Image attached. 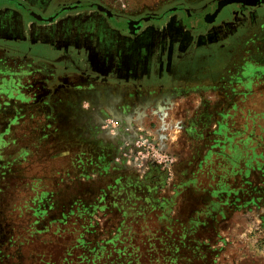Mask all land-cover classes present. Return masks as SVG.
I'll return each instance as SVG.
<instances>
[{
  "label": "crops",
  "instance_id": "1",
  "mask_svg": "<svg viewBox=\"0 0 264 264\" xmlns=\"http://www.w3.org/2000/svg\"><path fill=\"white\" fill-rule=\"evenodd\" d=\"M212 6L204 34L173 15L134 35L93 10L71 11L45 24L1 6V185L10 184L9 166L20 156L67 154L68 143L79 139L94 159L128 172L119 202H139L167 222L168 201L152 181L130 173L122 156L130 155L142 129L157 133L163 149H179L184 119L168 109L185 106L188 88L230 87L242 82L233 75L238 66L264 68V0H218ZM164 124L171 125L168 133L159 131ZM58 136L67 141L62 148L40 151V139Z\"/></svg>",
  "mask_w": 264,
  "mask_h": 264
},
{
  "label": "rangeland",
  "instance_id": "2",
  "mask_svg": "<svg viewBox=\"0 0 264 264\" xmlns=\"http://www.w3.org/2000/svg\"><path fill=\"white\" fill-rule=\"evenodd\" d=\"M94 1L134 15L177 2L204 10L212 0ZM252 65L248 63L245 71L244 66L234 68L233 75L241 83L235 81L214 91L188 88L190 99L185 106L177 112L168 109L184 119L179 149L175 144L163 149L157 133L141 130L130 145V155L122 158L128 159L130 173L154 183L170 205V219L161 227L167 230L160 240L140 242L139 249H127L123 259L106 264H264V68ZM250 72L255 75L244 81ZM170 129V124H164L159 131L168 133ZM74 136L75 132L70 138ZM146 139L170 159L160 164L147 155V144H142ZM65 151L70 153L62 155L73 158L79 168H90L83 175L65 178V183L94 182L104 193L109 192L107 207L95 213L98 231L91 234L93 243L109 239L117 229L125 231L129 223L133 230L154 236L155 222L143 217L150 214L141 204L118 202L120 183L128 174L124 167L111 170L101 157L89 163L90 155L79 139H72ZM53 155L33 157L34 168L36 163H45L43 167L48 169L47 161ZM19 165L9 166L14 175L8 186L0 181V264H60L62 242L51 232L38 229L31 214L25 217L30 203L27 197L23 199L24 187L31 183L19 182L14 172ZM191 220L196 222L194 230L185 235L184 226ZM175 225L180 226L176 235L172 231Z\"/></svg>",
  "mask_w": 264,
  "mask_h": 264
},
{
  "label": "trees",
  "instance_id": "3",
  "mask_svg": "<svg viewBox=\"0 0 264 264\" xmlns=\"http://www.w3.org/2000/svg\"><path fill=\"white\" fill-rule=\"evenodd\" d=\"M66 142L60 136L53 139H40V151L49 146L62 148ZM88 154L90 155L88 162H94V157L90 153ZM35 155L24 154L13 161L12 163L20 162L19 167H14V172L20 183H31V185L27 183L24 187L23 199L27 197V202L30 203L26 206V211L23 209L25 217L26 213L31 214V218L36 222L38 229L44 230L43 233L51 232L52 235L59 238V242H62L63 247L57 258L60 260V264H106L110 261L121 260L124 258L125 254L123 253L127 249L135 248L137 250L141 247L140 242H156L165 235L167 227H161L167 226L169 221L160 222L154 219L152 214L147 212L144 206L138 202L143 206V210L150 214V216L143 215V217L155 222L154 236H147L142 231L133 230L129 223L125 231L117 229L110 233L109 239L93 243L91 234L95 233L96 230L98 231L94 226L96 222L95 213L107 207V194L109 192L104 193L102 187L94 182L74 181L69 184L65 183V178L74 174L83 175L90 169L88 166L79 168V165L74 163L73 158L54 154L55 156L53 155L47 161L48 169L45 170L43 167L45 163L41 166L36 163V168H34L33 157H36ZM61 175L64 176L63 179H61ZM20 183H15V186L20 185ZM54 184L58 187L56 188ZM195 223L194 220H191L184 226L185 235L194 230ZM178 230H180V226L175 225L172 229L173 234L176 235ZM116 254L117 258L111 259Z\"/></svg>",
  "mask_w": 264,
  "mask_h": 264
},
{
  "label": "flooded vegetation",
  "instance_id": "4",
  "mask_svg": "<svg viewBox=\"0 0 264 264\" xmlns=\"http://www.w3.org/2000/svg\"><path fill=\"white\" fill-rule=\"evenodd\" d=\"M21 3L25 5V8H19L14 6L13 4H0L1 6H8L15 8L21 11L25 16L31 18L40 23H50L58 19L63 14H66L75 10H93L103 15L105 19L111 23L113 26L126 30L130 34H137L140 29H142L147 24H162L169 17L173 15L183 16L188 20L189 27L194 28L195 30H199L201 33H205L207 30V25L209 23L205 20V14L212 8L213 4H216L218 0H212L207 9L204 10H196V7H190L189 5L183 2H177L175 4L169 5L167 7H163L159 10H153L149 12H144L140 14L129 15L127 13L116 11L109 6L99 3L94 0H19ZM56 2V5H52V2ZM98 5H101L107 8L111 13L112 17L108 16L105 12L98 8ZM36 6L40 7L39 9ZM73 6L67 10H63L57 16H55L50 21H44L41 18H47L49 16H53L63 7ZM242 5L237 4L236 8L238 12H240V7ZM173 9V10H171ZM209 46V45H208ZM207 46V47H208ZM200 86H203L200 84ZM198 87V86H196ZM192 88V87H191Z\"/></svg>",
  "mask_w": 264,
  "mask_h": 264
},
{
  "label": "water",
  "instance_id": "5",
  "mask_svg": "<svg viewBox=\"0 0 264 264\" xmlns=\"http://www.w3.org/2000/svg\"><path fill=\"white\" fill-rule=\"evenodd\" d=\"M236 1H240V0H236ZM0 4H13L16 7L19 8H25V5L23 3H21L19 0H0ZM73 6H67V7H63L61 10H59L57 13H55L53 16H49L47 18H41L44 21H50L52 20L55 16H57L59 13H61L63 10H67L69 8H71ZM98 8L100 10H102L103 12H105L108 16L112 17V13L105 7L98 5ZM173 10V9H171Z\"/></svg>",
  "mask_w": 264,
  "mask_h": 264
},
{
  "label": "built area",
  "instance_id": "6",
  "mask_svg": "<svg viewBox=\"0 0 264 264\" xmlns=\"http://www.w3.org/2000/svg\"><path fill=\"white\" fill-rule=\"evenodd\" d=\"M150 140L146 139L142 144H147L146 150L147 155L155 158V160L160 163L164 164L167 162L170 158L165 153H161L158 148L155 145H152L149 143Z\"/></svg>",
  "mask_w": 264,
  "mask_h": 264
}]
</instances>
